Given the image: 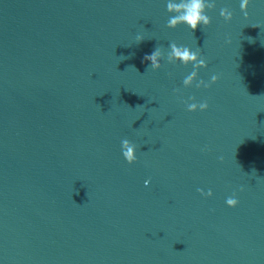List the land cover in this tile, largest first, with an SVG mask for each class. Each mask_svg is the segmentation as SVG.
<instances>
[{
	"label": "water",
	"instance_id": "1",
	"mask_svg": "<svg viewBox=\"0 0 264 264\" xmlns=\"http://www.w3.org/2000/svg\"><path fill=\"white\" fill-rule=\"evenodd\" d=\"M169 2L0 0V264H264V0L194 32Z\"/></svg>",
	"mask_w": 264,
	"mask_h": 264
},
{
	"label": "clouds",
	"instance_id": "2",
	"mask_svg": "<svg viewBox=\"0 0 264 264\" xmlns=\"http://www.w3.org/2000/svg\"><path fill=\"white\" fill-rule=\"evenodd\" d=\"M249 5V0H240L239 8L244 18L247 19L248 12L247 8ZM183 6V11L181 12V7ZM205 0H188L187 4L184 3V0H180L178 4L167 3L166 11L168 12H177L178 15H170L165 27L169 29H175L178 25H186L192 32H194L198 27H207L211 18L205 12ZM215 8V3L207 5L208 11ZM219 16L223 19L225 23H228L233 18V12L228 8H221L219 10ZM144 39L141 35L135 37L136 44H139ZM225 43H231L230 39L226 37ZM169 53L167 63H177L181 65H192V71L188 74L182 81V84L185 88L194 86L197 89L201 87L207 89L212 84L216 83L219 79L218 75H212L209 81H204L203 79H198V70L207 67L206 60L200 52V49L191 50L189 47L184 45H177L175 42L169 44ZM160 53L161 48L155 47L151 54H146L143 59L149 61L150 64L148 68L155 71L161 68L160 63ZM147 68V69H148ZM146 69V70H147ZM179 89H173L174 93H179ZM188 101H181L185 105V109L188 112L195 111H205L208 108V101L203 100L200 102H195V97H189ZM121 154L127 164L131 165L137 161L136 157V145L130 142L128 139H123L121 141ZM219 159L223 160V157ZM148 181H145L147 185ZM242 190V189H241ZM203 197H211L212 191L209 189L207 192H204L201 189H197ZM228 207L234 208L238 205L239 200L236 198V193L233 192L231 196L226 198L225 201Z\"/></svg>",
	"mask_w": 264,
	"mask_h": 264
}]
</instances>
